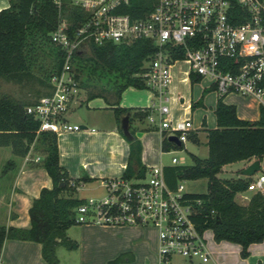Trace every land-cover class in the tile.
<instances>
[{
    "label": "trees",
    "instance_id": "obj_1",
    "mask_svg": "<svg viewBox=\"0 0 264 264\" xmlns=\"http://www.w3.org/2000/svg\"><path fill=\"white\" fill-rule=\"evenodd\" d=\"M8 1L9 4L0 9V76L12 80L35 77L44 87L40 96L48 92L49 77L61 68L63 61L62 51L51 41L50 32L62 14L75 24L80 18L79 10L68 3L59 10L52 0ZM151 6L152 0H131L122 10L141 16ZM234 9L244 11L240 5ZM262 14L264 23V11ZM243 17L234 20L240 21ZM155 48L148 38L130 42H90L89 49L77 52L73 59L72 67L80 86L77 101L84 102L96 96L112 101L115 119L120 122L132 107L119 105V97L128 85L147 88L138 73L143 71L144 60ZM182 56L180 50L173 54L174 58ZM200 78L198 73L190 72L191 82ZM33 101L13 98L3 93L0 85V148L9 147L11 152L3 163L0 161V177L15 166V157L25 156L32 147L43 153L42 164L52 179V186L42 187L32 200L28 227L0 224V252L5 238L35 240L41 243V255L47 264H58L56 248L60 243H65L69 249L78 245L66 235V229L79 223L75 221V207L85 198L75 195L76 186L70 185L72 178L59 162L57 134L37 131L39 120L26 112V106ZM196 103L202 101L192 102L191 106ZM214 113L216 126L207 129V156L201 158L191 153L192 163L164 166V175L171 187L180 179L206 177V192L186 194L201 199V204L195 205L192 218L199 230L211 229L216 241L239 243V253L245 257L249 254V244L264 238V192L253 191L247 203H239L235 195L247 190L252 176L220 177L218 173L226 163L264 157V104H259L257 119L241 118L235 105L225 102L221 95ZM128 142V162L123 175L143 176L146 166L140 158V140L133 136ZM161 146L164 150L182 147L168 137L162 139ZM74 181L77 183L79 178ZM122 259L119 254L106 264H119Z\"/></svg>",
    "mask_w": 264,
    "mask_h": 264
},
{
    "label": "built area",
    "instance_id": "obj_2",
    "mask_svg": "<svg viewBox=\"0 0 264 264\" xmlns=\"http://www.w3.org/2000/svg\"><path fill=\"white\" fill-rule=\"evenodd\" d=\"M52 1L59 10L64 3L76 7L80 18L74 24L62 14L50 32L63 61L49 77L48 92L26 106V112L39 120L37 131L57 134L82 129L66 119L80 94L73 59L77 52L89 49L90 42L105 40L148 38L156 47L138 74L157 100L162 139L175 135L184 142L192 128L190 118L167 116L170 65L177 59L186 60L190 71L208 77L219 96L252 95L264 104V0H152L151 9L141 16L122 10L131 0ZM236 5L244 11H236ZM238 16L244 17L235 21ZM179 50L183 56L174 58ZM148 119L155 117L150 114ZM172 161L178 163L179 157L172 156ZM69 183L76 186L73 179ZM103 185L104 195L87 197L75 207V221L155 227L160 264H169L173 254L204 263L210 260L206 229L199 230L192 218L201 199L186 195L182 179L169 186L162 164L149 166L143 176L107 178ZM247 190L264 192V173L252 175Z\"/></svg>",
    "mask_w": 264,
    "mask_h": 264
},
{
    "label": "crops",
    "instance_id": "obj_3",
    "mask_svg": "<svg viewBox=\"0 0 264 264\" xmlns=\"http://www.w3.org/2000/svg\"><path fill=\"white\" fill-rule=\"evenodd\" d=\"M8 4V0H0V9ZM178 60H181L183 64L177 65L175 62ZM190 72L186 60L177 59L170 65L171 79L168 86L169 112L167 116L173 119L190 118L192 128L188 139L180 143L181 148H186V142H190V145L201 153L194 152L193 154L204 158L208 154L207 129L216 126L214 106L219 95L210 79L201 77L191 82ZM94 98L98 99L97 102L92 103L90 99L87 100L88 102L85 101L87 109L81 112V115L73 119L68 116L71 110L84 103L78 102V99L71 104L66 114L69 122L80 124L82 129L57 133L59 162L66 168L69 177L73 180L79 178V181L75 182V195L82 198L104 195L103 180L123 175L129 155L128 138L122 131L121 120L117 122L115 119L112 101H106L100 96L91 99ZM198 100L202 103H196L192 107L191 103ZM223 100L233 103L237 115L241 118L254 120L259 117L260 102L255 96L228 92L223 95ZM155 102L157 100L149 88H138L133 85L125 87L118 100L119 105L132 107L128 113V124L133 133L140 132L136 137L141 143V162L146 168L156 164H162L163 168L168 165L183 164L180 163L183 156L179 157L178 163L172 161L174 155L171 156V160L164 157V153L180 148L168 150L162 148V134L158 129ZM150 114L155 117L154 121L148 119ZM10 153L6 146L0 148V161L10 156ZM37 156L38 159L35 160ZM42 158L43 153L31 147L25 156L15 157V166L0 177V224L18 227L30 225L28 209L32 200L39 195L42 187L52 186V179L42 164ZM253 159L239 160L244 162L241 168ZM263 160L264 157L260 159V168ZM239 174L230 177L241 176V171ZM102 189L104 193L100 194L98 190ZM238 194L242 195L237 193L235 199ZM245 203L247 202H242V204ZM146 227L149 226L82 223L81 233L85 234L84 237L79 243L76 241L78 244L76 248L69 249L70 259L63 262L59 257L58 264H106L108 260L128 251L135 254L139 251L145 252L152 258V264L155 260L159 263L157 230L150 226L155 233L148 235L144 232ZM70 228L71 226L66 229V232ZM109 231L131 236L134 233L135 237L142 238L143 241L140 247H133L131 244L133 238H128L105 250L97 249L98 239L95 235ZM210 239L213 240L210 241ZM207 246L211 255L208 262L184 258L191 262L195 261L196 264H264V238L261 241L250 243L249 254L245 257L239 253L241 249L239 243L228 240L216 241L213 238V232L212 236L209 235V240L207 239ZM0 264H47V262L41 255L40 242L30 239L5 238L0 252Z\"/></svg>",
    "mask_w": 264,
    "mask_h": 264
},
{
    "label": "rangeland",
    "instance_id": "obj_4",
    "mask_svg": "<svg viewBox=\"0 0 264 264\" xmlns=\"http://www.w3.org/2000/svg\"><path fill=\"white\" fill-rule=\"evenodd\" d=\"M175 63L177 65L183 64L181 60H178ZM206 78L209 79L208 77ZM0 85H1V90L3 93L13 98L28 99L29 101L36 100L39 96V93L42 92V90H44L43 85H41L39 83V80L35 77H31V78L25 77L21 80H12V79L0 76ZM81 95L84 96L85 93L82 92ZM262 99L264 100V94L262 96ZM97 100L98 99H95V98L90 99L92 103L97 102ZM86 109H87V106H86V102L84 101L82 105L78 106L74 110H71L68 113V116L73 119V117H77L81 115V112L85 111ZM186 145H187L186 146L187 149L180 148L175 151L174 150L170 151L169 153H164V157L168 160H171L172 155H176L177 157L183 156V160L182 161L180 160L181 161L180 163H183V164L192 163L191 153L195 152L199 154L200 151H198L197 148L192 147L190 145V142H186ZM7 148L9 150V147ZM5 160H3L2 163ZM243 164L244 162L239 161V160L233 161L232 163H229V164H225L222 167L221 171H219L218 175L220 177H230L232 175L239 174V172L242 169L241 166ZM0 169H1V162H0ZM261 172H264V160L262 161L261 168L253 174V177H255V174L261 173ZM241 176L244 177V175H241ZM182 181L184 184V189L187 192L201 193V192L207 191L206 177L182 179ZM98 192L100 194L104 193L103 189L98 190ZM252 192L253 190L238 192V193H241L242 195L238 194V196L236 197V201L237 202L239 201L241 203L247 202ZM81 226H82V223H76V224L71 225V228L68 230V232H66V235L68 237H71V239L79 243L82 237H84L85 235L81 233ZM147 226L149 227H146L144 232L147 233L148 235H153L155 233L154 230L150 228V225H147ZM209 235L212 236V230L206 229L204 233L206 241L207 239L209 240ZM95 236H96V239H98L96 248L99 250L100 249L105 250L109 248L110 246H116L118 245V243L122 242L123 239L133 238V240L131 241V244L133 245V247L135 246L140 247L141 241H143L142 238L135 237L134 233H133V236H131L130 234H123V233L109 231V232L97 233ZM212 240L213 239H210V241ZM56 253H57L58 258L60 257L63 260V262H67L70 259L69 257L70 251H69V248H67V246L65 245V243H60L57 246ZM121 255L123 257L122 261L120 262L121 264H152L153 263L152 258L149 257L145 252L139 251L137 254H135L134 252L128 251ZM154 264H160V263L156 262L155 260ZM169 264H196V262L195 261L191 262L190 260L185 259L184 257H181L180 255L173 254L172 257L170 258Z\"/></svg>",
    "mask_w": 264,
    "mask_h": 264
},
{
    "label": "water",
    "instance_id": "obj_5",
    "mask_svg": "<svg viewBox=\"0 0 264 264\" xmlns=\"http://www.w3.org/2000/svg\"><path fill=\"white\" fill-rule=\"evenodd\" d=\"M121 126H122V131L124 135L127 138L137 136L140 134V132H135L134 134L131 133L129 124H128V114H125L122 119H121ZM168 139L180 144V141L175 135H169ZM260 169V159L259 158H254L252 161H250L246 166H244L241 169V174L244 176H252L255 172H257Z\"/></svg>",
    "mask_w": 264,
    "mask_h": 264
}]
</instances>
